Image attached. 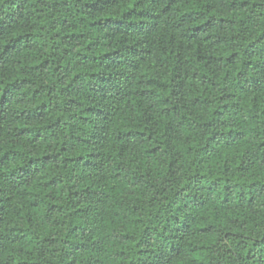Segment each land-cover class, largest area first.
Returning a JSON list of instances; mask_svg holds the SVG:
<instances>
[{
  "label": "trees",
  "instance_id": "16d2710c",
  "mask_svg": "<svg viewBox=\"0 0 264 264\" xmlns=\"http://www.w3.org/2000/svg\"><path fill=\"white\" fill-rule=\"evenodd\" d=\"M0 264H264V0H0Z\"/></svg>",
  "mask_w": 264,
  "mask_h": 264
}]
</instances>
